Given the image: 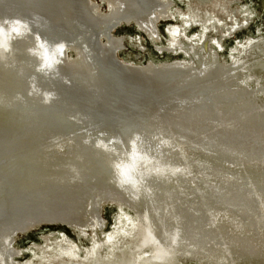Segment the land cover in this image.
<instances>
[{
  "label": "bare ground",
  "instance_id": "obj_1",
  "mask_svg": "<svg viewBox=\"0 0 264 264\" xmlns=\"http://www.w3.org/2000/svg\"><path fill=\"white\" fill-rule=\"evenodd\" d=\"M104 1L106 14L101 17L88 0H0V20L17 18L32 28L30 35L14 42V56L0 62V264H12L10 253H22L9 249L16 231L27 234L41 224L62 223L78 238L85 236L91 213L84 210L87 201L99 228L102 201L132 209L137 220L121 211L107 240L129 237V230L135 233L141 221L152 235L153 249L170 257L168 264H227L230 259L235 264H264V101L257 85V79L264 85V38L248 39L247 45L239 42L241 49L237 45L232 50L251 58L244 66L247 85L240 83L245 75L236 64L224 68L203 57L198 41L190 54L185 48L173 52L172 46H156L159 52L178 51L189 63L129 66L116 58L121 38L110 37V31L133 23L158 43L153 15L173 1ZM259 6L264 12V0ZM168 14L159 21L179 16L183 22L165 32L168 44H178L186 36L180 32L190 27L189 16L171 10ZM214 19L205 13L198 25L201 35L191 39H204L206 30L215 28ZM233 20L230 28L238 25ZM36 34L52 44L64 42L81 59L69 63L65 51L60 76L46 79L35 72L37 61L26 51ZM34 76L38 87L57 94L50 104L29 95ZM134 135L141 137L152 161L142 172L138 199L132 198L131 189L116 186L111 167ZM51 140L65 141V150L49 152ZM98 141L115 151L96 147ZM163 207L166 211L160 210ZM200 224L210 235L208 244L203 242L211 250L204 251L205 257L197 254L204 250L196 241ZM41 240L31 246L35 253L76 256L75 244L64 233L45 234ZM94 250L91 242L86 252L91 261ZM138 254L136 260L142 258ZM41 258L46 259L45 254Z\"/></svg>",
  "mask_w": 264,
  "mask_h": 264
},
{
  "label": "rangeland",
  "instance_id": "obj_2",
  "mask_svg": "<svg viewBox=\"0 0 264 264\" xmlns=\"http://www.w3.org/2000/svg\"><path fill=\"white\" fill-rule=\"evenodd\" d=\"M170 1L171 2L173 1V3L170 4L171 6H168V4L163 3L164 5L162 4L159 7V9H157L158 11L157 10L155 11V14L153 15V18H152L154 22L153 26L156 29L155 30L156 34L159 35V36L156 35L155 39L156 40H158L159 38L161 39V40L159 39L160 42L158 43H155L154 41L149 40L146 36H144L141 32L138 31L135 24L133 23L119 24L118 26L114 27L115 29L113 28V30L110 31L109 33L110 37H120L121 38L120 43L118 45L119 48L117 47L115 49V56L118 59V61L121 64L134 66V67L142 66L149 61H151L150 64H153V65L164 64V63L174 62V61L180 62L182 60H185L186 63H189L190 59L186 57L185 55L179 53L178 51L176 53H172L168 51L159 52L156 46L157 47L172 46L173 48H171V50L173 49V52H174V49L176 50L177 47L181 48V50H183L182 48H185L186 51H189V54H190V52L193 50V47L199 42L198 44L201 45L202 47L200 49V52H202L201 55L203 57L204 55L209 56L211 60L212 59L214 60L213 61L214 64H216L217 66H222L224 68L225 67L227 68L228 66L230 67L236 64L239 67L241 73H244L245 75V77L243 78V81L240 83L243 85H247L250 81V78L249 76H247L248 71L246 67L244 66L248 65L249 61H251V58H249L248 55L245 53L240 54L238 52L239 53L238 54L237 52H233L232 50L235 49L237 45H238L237 47L238 50H240L241 49L240 43L245 44L248 39H254L255 41H257L259 40V38H264V12L262 9H260L259 0H210L209 2L205 4H201L197 0H170ZM88 2L93 7L94 12L96 14H98L101 17L105 16L107 7H106V2L104 0H88ZM161 8L163 11L161 10ZM164 8L167 10H165ZM170 10L172 12L175 11L178 13L185 14L186 16H189L188 24L190 23L189 24L190 27L186 29L185 32L183 31H182L183 33L180 32V34L184 36L186 35V36L179 38L177 41L178 44H172L173 41L168 44V42L170 41V38H169V35H167V33L165 32L169 26L171 27L182 26L183 22L181 21V18L176 15L177 17L175 20L170 19L168 21H163V22L161 20H160L161 22L159 21V18L162 19L163 16L168 17L169 15L168 13ZM249 12L252 13V16H248ZM205 13L211 15L212 18L213 16H215L216 18L214 19V21H216L215 28H213V30L211 28L207 29L204 39H201V40L193 39L192 40L191 39L192 37H195V35H201L202 33L201 27L198 25L199 24L202 25V20L200 19L203 18ZM231 18L233 19L235 18V19L233 20ZM232 20L238 22V25H237L238 27L234 25L233 28H230L233 26L232 24H234ZM157 21L160 24L157 23ZM243 23L246 26H243L244 25ZM221 24L225 25V27L222 28ZM240 26H243V27H240ZM199 40L201 41V43ZM100 41L101 43H105L104 39H101ZM195 41H198V42H195ZM137 42L139 44H137ZM217 42H220L221 44L219 43L218 45ZM210 55L212 57H210ZM261 57L260 59L264 61V56H261ZM66 59L69 63L78 62V60L81 59V55L78 54L75 50L68 48L66 49ZM262 81L263 80L261 79H257V85L260 87L259 88L260 92L258 95L260 99L264 101V89H263L264 85L261 83ZM48 146L49 147H47V150L49 152H55L56 154H59L61 153L60 151L65 150L66 142L61 141V140H53V141L51 140L48 142ZM189 184L193 186L191 182ZM255 200H256V197H255ZM254 204L257 205L256 202ZM89 206H90V202L87 201L84 206L85 208L84 210L87 212L90 210L91 213H89L90 214L88 218L89 223L87 222L84 225L86 229L88 228L85 236L78 238L75 232H73L68 227L67 228L63 227L62 223L45 224V225L41 224L37 227L36 230L30 233H27V234L26 233L22 234L19 232L17 233L16 231L12 233V237H13L12 239L14 243L11 242V244L9 245V249L13 250L15 248H18L19 251L22 253L21 255H18V256L11 255L10 253L9 261L11 262L13 260L11 262L12 264L13 263L15 264H26V263H29V264H132L131 262H134L133 264H143V263L144 264L145 263L146 264H168L167 260H170V257L167 256V254L163 252L162 250H158L156 248H154L155 250L153 249V244L151 242L152 235L147 231V229L144 227L141 221L140 223L137 224L138 228L136 229L135 233H134V230H129L130 231V235H128L129 237H126L124 239L122 237L115 235L114 240L113 239L107 240L106 236L109 233H112L114 231V228L116 224L118 223V222L116 223V221H118V217L122 215L121 211L125 213L126 215H128L131 221L135 222L137 220L132 209H130L127 206L119 207L114 202L102 201L99 204V211H100L99 219L100 221H103L102 223L104 224L101 223V227L99 228L95 223V212H94L95 210H93V215H91L92 207L89 208ZM212 206H213L212 208L214 209L220 208V206L215 205V204H212ZM209 207L211 206L209 205ZM160 210L166 211L164 207L163 209L161 208ZM256 210L259 211L258 208ZM201 218L199 220H201ZM91 224L93 226H91ZM91 227L93 228L91 229ZM202 228L204 229V227L202 226L200 230L203 232L200 231V234L198 233L199 235L197 236L198 238L196 237L197 239L196 238L195 239L197 242L200 241L199 245L200 246L202 245L203 246L202 248H204V243L205 245L208 244V241H209L208 239L210 235H207L209 234L207 232V229L203 230ZM52 232L64 233L68 237V239L72 243L75 244L76 251L74 253L76 254V256H74V258H71V259L68 257L54 258L52 257L51 253L45 252L44 254L46 256V259H48L46 260V259L41 258L42 256H44L43 253H40V254L38 252L35 253L31 249L32 244H42L43 243V241L41 240L42 235L49 234ZM201 234H203L206 237L205 239L207 240H205L203 235ZM107 241H109L110 243ZM91 242L92 244L95 243V250L92 253V261L86 257V252L91 248ZM124 242H126L128 246L122 248L121 245ZM135 248L137 249V251H135L136 250ZM209 248L210 246H206L204 250L203 249H201L200 251L198 250L199 252L197 251V254H199V256L200 255L202 256L204 251L206 254H208L206 250L208 251ZM209 251L211 252V250ZM141 252L143 253L141 254ZM138 253L141 254L142 258L139 260H136L138 258L137 256L139 255ZM150 254L152 257H150ZM154 254H157V255H154ZM206 254L203 255L202 257H205ZM159 255H161V257H159ZM232 262L233 260L230 259L229 263L227 264H233V263L235 264V262L233 263ZM188 263L195 264V262L193 261H188V262L186 261L183 264H188Z\"/></svg>",
  "mask_w": 264,
  "mask_h": 264
},
{
  "label": "clouds",
  "instance_id": "obj_3",
  "mask_svg": "<svg viewBox=\"0 0 264 264\" xmlns=\"http://www.w3.org/2000/svg\"><path fill=\"white\" fill-rule=\"evenodd\" d=\"M32 33V28L27 21L17 18H4L0 20V62L7 61L10 56H14L13 44L15 41L24 39ZM27 54L37 61L35 72L46 79H56L60 76V66L63 63L66 44L58 42L55 44L41 38L40 35L34 36V44L26 49ZM31 91L29 95H37L45 105L50 104L57 98L54 91L42 90L35 83L36 77L32 78ZM68 81L65 80V83ZM87 142V141H85ZM141 137L134 135L128 142V150L121 154V158L113 161L111 167L114 173V182L121 190L131 189L133 199H138L143 184L142 172L146 171L151 158L141 147ZM167 144V141H161ZM96 147L106 151H115L103 141H98ZM155 171V170H154ZM145 192L149 190L144 189Z\"/></svg>",
  "mask_w": 264,
  "mask_h": 264
}]
</instances>
